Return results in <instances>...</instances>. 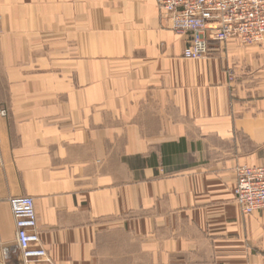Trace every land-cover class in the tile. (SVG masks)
Masks as SVG:
<instances>
[{"label":"crops","instance_id":"1","mask_svg":"<svg viewBox=\"0 0 264 264\" xmlns=\"http://www.w3.org/2000/svg\"><path fill=\"white\" fill-rule=\"evenodd\" d=\"M186 41L155 0H0V264L18 197L55 264H264V38Z\"/></svg>","mask_w":264,"mask_h":264},{"label":"built area","instance_id":"2","mask_svg":"<svg viewBox=\"0 0 264 264\" xmlns=\"http://www.w3.org/2000/svg\"><path fill=\"white\" fill-rule=\"evenodd\" d=\"M159 14L171 24V30L187 37L182 57L204 60L211 45L223 46L234 40L252 46L264 38V0H155ZM232 80V75L229 74ZM233 199L245 216L264 213V166L236 169ZM16 244L23 264H55L42 247L37 231L34 200L31 197L9 199Z\"/></svg>","mask_w":264,"mask_h":264}]
</instances>
